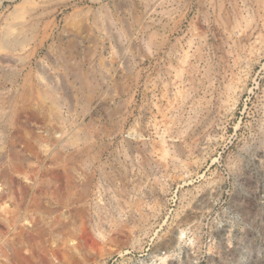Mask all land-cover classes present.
<instances>
[{
    "label": "rangeland",
    "instance_id": "obj_1",
    "mask_svg": "<svg viewBox=\"0 0 264 264\" xmlns=\"http://www.w3.org/2000/svg\"><path fill=\"white\" fill-rule=\"evenodd\" d=\"M0 264H264V0H0Z\"/></svg>",
    "mask_w": 264,
    "mask_h": 264
},
{
    "label": "bare ground",
    "instance_id": "obj_2",
    "mask_svg": "<svg viewBox=\"0 0 264 264\" xmlns=\"http://www.w3.org/2000/svg\"><path fill=\"white\" fill-rule=\"evenodd\" d=\"M220 7H221V6H220ZM219 9H220V8H219ZM218 11H219V10H218ZM77 70H78V69H77ZM78 71H79V70H78ZM86 75H87V74H86ZM81 79H82V81H83V82H82L83 84H87V83H88L84 75H83V77L81 76ZM84 87H85V86H84ZM87 87H88V86H87ZM92 88H93V87L90 86V87H89L88 89H86V90H91ZM92 90H93V89H92ZM85 93H86V92H85ZM85 93H84V94H85ZM86 94H87V93H86ZM86 96H87V100H90V98H91V93H90V91H89L88 95H86ZM86 96H85V97H86ZM85 97H84V98H85ZM91 99H92V98H91ZM85 100H86V98H85ZM87 100H86V101H87ZM91 101H92V100H91ZM83 103H85V102H83ZM87 103H88V102H87ZM85 104H86V103H85ZM14 240H15V239H14Z\"/></svg>",
    "mask_w": 264,
    "mask_h": 264
}]
</instances>
